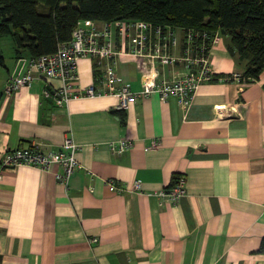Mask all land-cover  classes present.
I'll return each instance as SVG.
<instances>
[{"label":"crops","instance_id":"0c3cea01","mask_svg":"<svg viewBox=\"0 0 264 264\" xmlns=\"http://www.w3.org/2000/svg\"><path fill=\"white\" fill-rule=\"evenodd\" d=\"M175 33L171 52L179 54ZM213 37L215 79L197 87L186 110L156 91L118 111L115 95L59 104L44 93L56 78L7 93L8 77L24 72L31 55L15 51L10 67L0 55V158L70 138L81 165L65 182L58 165L0 167V264H264V68L241 80L244 61L229 52V37L219 29ZM94 66L80 58L75 83L94 82ZM146 69L157 70L156 80L187 71L180 61L118 55L117 74L132 90ZM121 139L131 146L113 150ZM152 139L160 146L150 147ZM173 175L185 177L186 189L175 203L155 194ZM108 180L123 190H109Z\"/></svg>","mask_w":264,"mask_h":264},{"label":"built area","instance_id":"2783aa9c","mask_svg":"<svg viewBox=\"0 0 264 264\" xmlns=\"http://www.w3.org/2000/svg\"><path fill=\"white\" fill-rule=\"evenodd\" d=\"M176 29L182 31L179 54L171 52L179 42ZM213 38L205 30H187L178 26L154 24L144 19H83L82 23L78 22L75 26L69 40L58 42L55 50L50 53L30 57L24 72L8 77L4 91L11 93L21 86L29 85L34 78H56L59 84L53 89H44V93H51L59 104H66L74 98L115 95L118 99L115 109L125 110L129 100L156 91L162 99L173 97L177 105L186 110L191 105L197 87L215 77L209 60ZM123 51L137 56H149L162 63L174 64L180 61L184 63L187 71L171 78L162 77L156 80L157 70L146 69L142 73L141 88L132 90L116 71L118 55ZM84 57L94 61L97 73L94 82L79 86L75 83L78 79V60ZM160 144V139L150 141V147H159ZM130 146L131 141L121 139L117 145H111V148L121 152ZM20 165L45 169L58 165L62 172L57 177L64 182L81 166L77 159V145L70 138H66L58 149L42 151L34 143L7 150L0 158V167ZM107 187L111 191L123 190L113 180L107 181ZM140 187L139 181L133 182L132 189L139 190ZM185 191V177L177 175L173 184L155 194L175 203ZM91 240L95 241L96 238Z\"/></svg>","mask_w":264,"mask_h":264},{"label":"trees","instance_id":"16d2710c","mask_svg":"<svg viewBox=\"0 0 264 264\" xmlns=\"http://www.w3.org/2000/svg\"><path fill=\"white\" fill-rule=\"evenodd\" d=\"M83 19H144L212 35L219 29L229 52L244 61L241 80L257 79L264 68V0H0V36H11L15 51L31 57L54 51Z\"/></svg>","mask_w":264,"mask_h":264},{"label":"rangeland","instance_id":"374dc122","mask_svg":"<svg viewBox=\"0 0 264 264\" xmlns=\"http://www.w3.org/2000/svg\"><path fill=\"white\" fill-rule=\"evenodd\" d=\"M15 44L11 36H0V55L3 57V64L10 67L15 56ZM0 71H5V68L0 66Z\"/></svg>","mask_w":264,"mask_h":264}]
</instances>
